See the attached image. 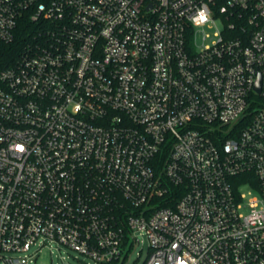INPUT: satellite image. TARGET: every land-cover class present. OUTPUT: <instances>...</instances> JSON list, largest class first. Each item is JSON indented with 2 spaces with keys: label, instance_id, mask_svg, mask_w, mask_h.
Masks as SVG:
<instances>
[{
  "label": "built area",
  "instance_id": "2783aa9c",
  "mask_svg": "<svg viewBox=\"0 0 264 264\" xmlns=\"http://www.w3.org/2000/svg\"><path fill=\"white\" fill-rule=\"evenodd\" d=\"M24 17L0 264L48 241L125 264L139 232L142 264H264V0H0V54Z\"/></svg>",
  "mask_w": 264,
  "mask_h": 264
},
{
  "label": "rangeland",
  "instance_id": "374dc122",
  "mask_svg": "<svg viewBox=\"0 0 264 264\" xmlns=\"http://www.w3.org/2000/svg\"><path fill=\"white\" fill-rule=\"evenodd\" d=\"M220 26L221 22L217 20L213 27L207 25L205 31L212 33L215 31V28ZM138 237L140 238L141 243L125 264H142L148 255L149 240L147 236L144 233L139 232ZM39 248V246H33L30 251L32 257L30 264H97L94 260L85 257L57 241H48V244L43 246L41 250L37 252Z\"/></svg>",
  "mask_w": 264,
  "mask_h": 264
},
{
  "label": "trees",
  "instance_id": "16d2710c",
  "mask_svg": "<svg viewBox=\"0 0 264 264\" xmlns=\"http://www.w3.org/2000/svg\"><path fill=\"white\" fill-rule=\"evenodd\" d=\"M35 28L36 25L28 17H24L21 20L15 40L11 44L5 45L0 54V68L15 61L20 51L31 38Z\"/></svg>",
  "mask_w": 264,
  "mask_h": 264
},
{
  "label": "clouds",
  "instance_id": "9594fccd",
  "mask_svg": "<svg viewBox=\"0 0 264 264\" xmlns=\"http://www.w3.org/2000/svg\"><path fill=\"white\" fill-rule=\"evenodd\" d=\"M199 15L201 20L205 19L203 12H201Z\"/></svg>",
  "mask_w": 264,
  "mask_h": 264
},
{
  "label": "water",
  "instance_id": "95a60500",
  "mask_svg": "<svg viewBox=\"0 0 264 264\" xmlns=\"http://www.w3.org/2000/svg\"><path fill=\"white\" fill-rule=\"evenodd\" d=\"M259 88V87H258Z\"/></svg>",
  "mask_w": 264,
  "mask_h": 264
}]
</instances>
